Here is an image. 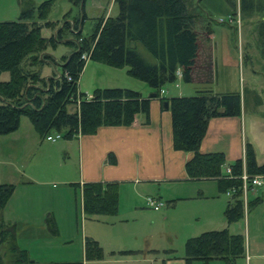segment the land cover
Instances as JSON below:
<instances>
[{"label": "trees", "instance_id": "obj_1", "mask_svg": "<svg viewBox=\"0 0 264 264\" xmlns=\"http://www.w3.org/2000/svg\"><path fill=\"white\" fill-rule=\"evenodd\" d=\"M52 1L45 0L36 5L34 0H20L19 18L0 21V133L16 130L22 115L29 116L42 137L54 129L72 138L78 134L95 133L101 125H129L136 121L139 112L145 113L148 121L151 98L137 89L98 87L90 97L80 91L78 81L86 64V57H83L86 52L93 60L112 66L128 65V72L146 81L157 95L167 82L177 79L179 69L186 81L192 80L199 47L196 29L199 16L188 7L191 0H116L119 12L106 18L99 17L86 35L82 34L81 28L87 16L86 0H71L82 6V18L75 17L73 26L66 21L57 35L46 36L42 28L52 26L54 21L48 19L42 23L36 15L47 17ZM227 1L236 11L238 0ZM239 4L247 14L264 13V0H239ZM66 27L76 37L64 43L70 44L75 52L62 56L60 72L44 76L43 66L58 62L46 50L50 45L56 47L64 38ZM204 27L208 34L213 31L209 25ZM259 32L264 44V14L259 22ZM4 71L9 72L8 79L1 78ZM161 99L168 100L172 113L174 147L193 152L185 165L188 175L191 178L215 177L220 191L231 189V199L225 209L227 220L233 222L243 217L241 175L244 169L252 175L264 174V162H258L253 145L248 143L246 160H235L230 164L231 172L227 173L223 171L226 164L224 152L200 149L211 117L240 114L241 94L202 89L193 95L162 96ZM109 159L115 162L116 157L110 153ZM80 186L87 214H115L118 211V181H86ZM15 188L13 183L0 182V246L7 244L9 264H54L32 259L28 250L17 242L16 225L2 221V209ZM261 200L258 195L249 201V205ZM49 223L52 225V220ZM126 251L130 250H122ZM85 252L88 258L104 256L103 246L92 236L85 238ZM185 252L187 264H192L195 259L209 262L214 258L233 263L246 254L245 237L228 227L210 229L190 236ZM0 264H6L1 250Z\"/></svg>", "mask_w": 264, "mask_h": 264}, {"label": "rangeland", "instance_id": "obj_2", "mask_svg": "<svg viewBox=\"0 0 264 264\" xmlns=\"http://www.w3.org/2000/svg\"><path fill=\"white\" fill-rule=\"evenodd\" d=\"M44 1L34 0L36 5ZM188 7L193 8L199 16L196 26L199 37L196 64L198 57L201 59L205 49L210 46L209 43L206 44L208 31L203 27L209 25L213 29L211 34L213 32L218 79L199 87L213 85L215 88H228L242 93L246 90L249 107H252L257 99L252 92L253 88L264 97V44L259 32V22L264 13L247 14L240 9L239 0L236 11L227 0H191ZM21 9L20 0H0V21L18 19ZM82 12V6L72 3L71 0H53L47 17L40 18L36 15V18L42 23L48 19L54 21L52 26H44L42 32L44 35L51 32L52 35H57L66 21H70L73 26L75 17L82 18ZM85 12L87 16L82 25L83 35L92 31L99 17L106 18V14L116 15L119 5L116 0H86ZM63 37L76 36L66 27ZM48 49L61 61L63 54L70 53L73 47L68 43H58L56 47L48 46ZM141 49L146 52L144 47ZM88 59L92 58L88 55L86 61ZM206 61L204 59L203 63ZM103 63L90 60L84 66L79 85L89 95L101 87L97 83L104 84L108 80L107 75H111L113 71H122L116 67H106ZM58 69L61 67L57 63L45 64L42 68L43 75ZM9 76V72L4 71L1 78ZM129 76L126 74L124 78L135 79L133 81L136 88L146 89L150 86L140 78L131 74ZM178 83L191 85V82L177 76L176 80L163 86L164 91ZM194 85L195 83L189 87L195 89ZM262 108L263 112L255 113L256 116L248 108V133L256 134L259 159H264V105ZM57 132L54 129L50 133ZM68 141L65 136L56 141L42 137L27 115L21 116L16 130L0 133V182L16 185L11 198L2 209L1 218L8 225H16L17 242L28 250L32 259L54 264H70L66 261L80 264V261L86 260L89 264H98L101 260L108 261L111 259L108 257L114 254L117 258L111 262L115 264H167L170 258L182 259L187 264L186 241L190 236L198 235L203 230L228 226L232 232L244 233L246 254L236 258L233 263L214 258L209 262L195 259L192 264H264V255H260L264 252V199L247 206L243 217L229 225L225 208L230 194L220 191L214 182L208 190L217 191V187L221 200L207 202L206 198L191 197L174 204H166L164 201L165 205L156 210L145 207L147 199H135L131 191L123 190L115 214L88 215L83 211L82 188L77 184V151L71 153L66 147ZM192 190L197 192L199 189L193 186ZM258 195L264 198V185L249 189L250 199ZM209 211L216 217V221L211 224H208V218L203 217ZM248 215L251 217L249 230L246 225ZM51 220L52 225L49 223ZM86 236L96 237L103 244L105 250L102 258L86 256ZM123 246L138 250L111 253V248ZM140 247L144 249L141 250ZM0 250L4 262L9 264L7 244H1Z\"/></svg>", "mask_w": 264, "mask_h": 264}, {"label": "crops", "instance_id": "obj_3", "mask_svg": "<svg viewBox=\"0 0 264 264\" xmlns=\"http://www.w3.org/2000/svg\"><path fill=\"white\" fill-rule=\"evenodd\" d=\"M105 16L107 17L109 15L106 14ZM52 34L53 33L51 32L49 34H46V36H51ZM207 36L208 41L206 42V44L209 43L210 46L208 47V49H205L206 52L202 54L201 59L200 57H198V63L195 65L192 72V80L189 81L191 82V85L195 83V89L189 87L191 85L178 83L173 87H170L166 91H164L165 88L162 87L163 91L161 90L160 95L150 96V93L152 91H155L154 88H152L151 86L147 87L146 89L136 88V86L134 85L135 81H133L135 79L126 80L124 78L126 74H128V77H130V73L128 72V65L123 67H116L107 63H103L106 67H116L122 71H113L111 75H107L108 80H105L104 84L103 82H99L101 84H97L101 87L121 86L130 87L141 91L144 96L151 98L150 116L149 120L147 121L146 114L143 112H139L137 113L136 121L132 124L101 125L95 133L78 134L72 138H68L69 141L66 147L72 151L71 153H75V151H77L78 155L79 181L77 183H80V185H82L86 181H118L120 185L119 196L123 190H125L126 192H128L129 190L134 194L135 199H147L148 196L152 195L159 199H162L166 202V204H174L175 202L191 197H198L200 199L206 198L205 201L207 202H211L216 199H222L221 193L218 191L217 187V191L208 190V187L213 182L216 183V186L219 187L217 179L215 177L191 178L188 175L185 165L187 160L192 156L193 152L188 150L176 149L174 147L172 113L170 108L168 106H165L161 99L162 96L170 98L172 96L193 95L202 89H210L214 93L239 92L235 90H229L228 88H215L213 85L209 87H199V85L201 84L205 85L207 83H212L217 81L218 79L216 59L213 52V32L212 34L210 33ZM68 39L70 38H62L58 43H64L65 40ZM72 51H74V49ZM72 51L67 55H70ZM46 52L51 53L49 49H47ZM143 52L149 55V52L147 50L146 52L143 50ZM204 59L205 61L207 60L205 63H203ZM90 60L93 59H88L86 61V64ZM57 61V64L62 68L63 60L60 61L57 59ZM60 71L61 69H58L56 72ZM111 76H113V78H111ZM178 76L183 78L181 69L178 70ZM79 82L80 79L78 81L80 91L86 92L88 94L87 91L81 88ZM194 90L195 92L193 93ZM244 91L245 93L239 92L241 94L240 114L217 115L211 117L208 120L207 130L200 145V149L204 152L222 151L225 153L226 164L224 165L225 168L223 169V171L227 173L228 166H230V164L235 160H237L238 158H242L244 161L246 160L248 143H251L253 145L258 162H264V159L258 158L260 154L256 134L248 133V108H250L251 112L254 113L252 115H255V113L263 112L262 106L264 105V97L262 96L260 91L253 88L252 92L257 97V99L254 100L252 107H249L246 90ZM91 95L88 94V96ZM110 153H113L115 155V162L110 161ZM125 185L127 186L124 188L123 186ZM193 186H197V189L199 190H197V192H193ZM194 193H196V195H194ZM248 193L249 190H247L245 194L243 193L244 206H246L245 209L247 208V206H251L249 205V201L251 199L249 198ZM230 199L231 195L229 200ZM263 199L264 198L262 197L261 201H263ZM229 200L227 201V204ZM146 206L151 207L148 204L145 205V207ZM203 217H206V219L208 218V224L214 223L216 221V217L214 216L213 212L210 211L208 212V214L203 215ZM230 223L232 222H228L227 220V225H229ZM246 225L247 230H249L251 225L250 215L246 216ZM236 233L244 234L243 232ZM96 239L99 240L98 238ZM101 245L103 246L102 243ZM140 249L143 250L144 248L140 247ZM120 250L137 251L138 249L124 246L118 248L113 247L111 248V253ZM260 255H264V252ZM144 257L145 260L146 255H144ZM108 258L111 259H109L108 261L100 259L101 263L98 264H115L112 263L111 260L116 259V255L112 254ZM177 258L180 257L178 256ZM149 260L151 261V257H149ZM73 262L74 261H66V263L70 264H72ZM175 262H177V264H184L185 261L182 259L175 260L173 258H170L167 264H174ZM80 264H89V261H80Z\"/></svg>", "mask_w": 264, "mask_h": 264}, {"label": "built area", "instance_id": "obj_4", "mask_svg": "<svg viewBox=\"0 0 264 264\" xmlns=\"http://www.w3.org/2000/svg\"><path fill=\"white\" fill-rule=\"evenodd\" d=\"M83 57H88V53L87 52L84 53ZM62 136H63L62 132L58 131L56 134H51V133L47 134L46 138L48 140L55 141L58 138H61ZM230 172H231V167L228 166V173H230ZM241 177L243 179L242 187H243L244 194L246 193L247 190H249L250 188H253L254 186L264 185V174L252 175V174L248 173V171L246 169H244ZM227 192L231 195L233 191L231 189H229V190H227ZM147 204L150 205L151 207L155 208V209H160L165 203L162 199H159L155 196L150 195L147 197Z\"/></svg>", "mask_w": 264, "mask_h": 264}, {"label": "water", "instance_id": "obj_5", "mask_svg": "<svg viewBox=\"0 0 264 264\" xmlns=\"http://www.w3.org/2000/svg\"><path fill=\"white\" fill-rule=\"evenodd\" d=\"M82 28V27H81ZM73 52H75V51H72V53L71 54H73ZM70 54V55H71ZM69 55V56H70ZM69 60V59H68ZM67 62V61H66ZM157 95V92L156 91H152L151 93H150V96H156ZM163 104L165 105V106H168V100H165V101H163Z\"/></svg>", "mask_w": 264, "mask_h": 264}]
</instances>
